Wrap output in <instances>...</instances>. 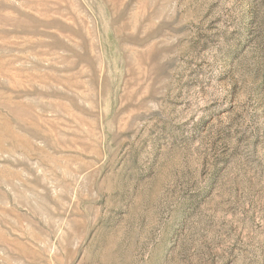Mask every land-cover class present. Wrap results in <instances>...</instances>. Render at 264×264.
Returning a JSON list of instances; mask_svg holds the SVG:
<instances>
[{"label": "rangeland", "instance_id": "rangeland-1", "mask_svg": "<svg viewBox=\"0 0 264 264\" xmlns=\"http://www.w3.org/2000/svg\"><path fill=\"white\" fill-rule=\"evenodd\" d=\"M0 264H264V0H0Z\"/></svg>", "mask_w": 264, "mask_h": 264}]
</instances>
